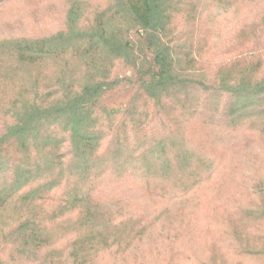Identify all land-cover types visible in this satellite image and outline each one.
Segmentation results:
<instances>
[{"label":"trees","instance_id":"1","mask_svg":"<svg viewBox=\"0 0 264 264\" xmlns=\"http://www.w3.org/2000/svg\"><path fill=\"white\" fill-rule=\"evenodd\" d=\"M223 1L73 0L60 31L0 42V94L18 88L0 108V264L61 251L90 264L144 236L131 180L176 168L187 192L215 170L211 146L226 158L261 144L264 13L215 54L207 13ZM249 213L264 222V206Z\"/></svg>","mask_w":264,"mask_h":264},{"label":"rangeland","instance_id":"2","mask_svg":"<svg viewBox=\"0 0 264 264\" xmlns=\"http://www.w3.org/2000/svg\"><path fill=\"white\" fill-rule=\"evenodd\" d=\"M72 1H7L0 9V42L14 36H50L60 31ZM221 6L210 11L213 15L207 13L212 23L205 28L209 48L215 54L234 44L264 13V0H224ZM217 11L221 12L214 15ZM17 90L14 83L8 85L5 96L0 94V108ZM260 143L249 153L226 158L211 146L215 170L187 192L192 183L176 168L171 173L180 178L174 182L163 180L161 172L150 174L148 184L131 180L142 200L138 197L129 204L128 211L137 214L138 208L144 207L140 215L146 221L137 227V231L143 229L144 236H130L110 249L93 251L88 256L90 264H264V222L250 218L249 213L264 206L254 189L264 179V139ZM161 194L166 197L158 203ZM59 239L60 248H65L69 237L60 235ZM58 254L62 257L55 264H70L66 251ZM45 256L36 261L17 260V264H43Z\"/></svg>","mask_w":264,"mask_h":264}]
</instances>
